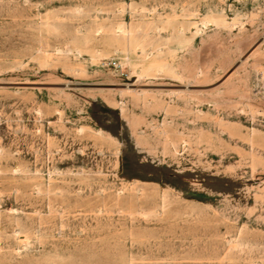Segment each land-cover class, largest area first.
I'll use <instances>...</instances> for the list:
<instances>
[{"label":"rangeland","instance_id":"374dc122","mask_svg":"<svg viewBox=\"0 0 264 264\" xmlns=\"http://www.w3.org/2000/svg\"><path fill=\"white\" fill-rule=\"evenodd\" d=\"M0 264H264V0H0Z\"/></svg>","mask_w":264,"mask_h":264}]
</instances>
